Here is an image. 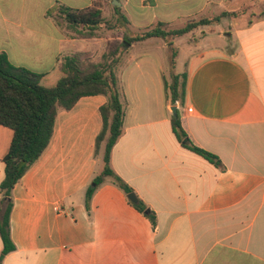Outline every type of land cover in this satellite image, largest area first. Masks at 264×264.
Returning <instances> with one entry per match:
<instances>
[{"label": "crops", "instance_id": "crops-1", "mask_svg": "<svg viewBox=\"0 0 264 264\" xmlns=\"http://www.w3.org/2000/svg\"><path fill=\"white\" fill-rule=\"evenodd\" d=\"M118 2L0 0V54L51 88L64 76L66 56L97 63L124 34L238 13L177 39L175 69L158 38L132 45L118 69L127 109L111 167L155 224L112 178L88 201L104 170L105 144L98 148L97 139L108 98L83 97L58 113L48 148L12 191L15 250L2 257L0 235V264H264V0ZM96 6L106 24L92 36L60 17L61 7ZM175 74H187L183 103L167 94ZM177 115L191 142L220 165L178 141ZM13 138L0 125V187Z\"/></svg>", "mask_w": 264, "mask_h": 264}, {"label": "trees", "instance_id": "trees-1", "mask_svg": "<svg viewBox=\"0 0 264 264\" xmlns=\"http://www.w3.org/2000/svg\"><path fill=\"white\" fill-rule=\"evenodd\" d=\"M119 1V0H117ZM120 22L128 24L120 8L114 7ZM60 17L71 30L83 27L92 36L106 24L103 11L99 7L86 10H71L61 7ZM238 13H224L216 18L190 20L183 28H173L166 23H158L153 28L124 34L123 39L115 38L107 45L106 52L99 62H92L87 54L66 56L60 61L63 78L54 87L41 85L42 75L28 69L12 65L6 54H0V125L14 131L10 150L4 160L5 178L0 190V235L4 244L2 257L15 250L11 238V213L13 210L12 191L48 148L61 110L72 109L77 102L88 96L104 95L108 102L101 107L103 130L97 139L98 148L105 144L104 170L97 176L87 191L88 201L106 178L126 195L133 190L118 177L111 167L112 150L124 132L127 104L118 78V69L132 45L158 38L170 49V65L176 68L179 49L175 41L186 37L205 26L219 23L226 17H237ZM170 85L166 84L168 97L176 104L183 103L186 95L187 74L174 75ZM172 128L178 141L188 150L200 155L210 163L220 165L217 156L195 146L184 131L179 115L172 119ZM94 185V186H93ZM133 205L155 224L156 217L148 207L139 201Z\"/></svg>", "mask_w": 264, "mask_h": 264}, {"label": "water", "instance_id": "water-1", "mask_svg": "<svg viewBox=\"0 0 264 264\" xmlns=\"http://www.w3.org/2000/svg\"><path fill=\"white\" fill-rule=\"evenodd\" d=\"M114 3H115V5H119V2H118L117 0H114ZM174 112H175V114H176V109H175V108H174ZM128 199H129L132 203H134V204H137V203H138V198H137V196H136L135 193H130V194L128 195Z\"/></svg>", "mask_w": 264, "mask_h": 264}, {"label": "rangeland", "instance_id": "rangeland-1", "mask_svg": "<svg viewBox=\"0 0 264 264\" xmlns=\"http://www.w3.org/2000/svg\"><path fill=\"white\" fill-rule=\"evenodd\" d=\"M110 6V5H109ZM180 25H178L179 27L178 28H181V27H183L184 25L182 24V23H179ZM169 78H170V75H169ZM173 79V78H172ZM172 81V80H171ZM171 83H173V82H171Z\"/></svg>", "mask_w": 264, "mask_h": 264}, {"label": "built area", "instance_id": "built-area-1", "mask_svg": "<svg viewBox=\"0 0 264 264\" xmlns=\"http://www.w3.org/2000/svg\"><path fill=\"white\" fill-rule=\"evenodd\" d=\"M190 112L192 111V109L189 110Z\"/></svg>", "mask_w": 264, "mask_h": 264}]
</instances>
